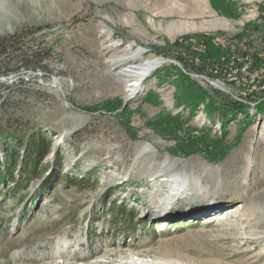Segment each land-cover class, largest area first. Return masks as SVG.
Segmentation results:
<instances>
[{
  "label": "rangeland",
  "instance_id": "obj_1",
  "mask_svg": "<svg viewBox=\"0 0 264 264\" xmlns=\"http://www.w3.org/2000/svg\"><path fill=\"white\" fill-rule=\"evenodd\" d=\"M0 264H264V0H0Z\"/></svg>",
  "mask_w": 264,
  "mask_h": 264
},
{
  "label": "bare ground",
  "instance_id": "obj_2",
  "mask_svg": "<svg viewBox=\"0 0 264 264\" xmlns=\"http://www.w3.org/2000/svg\"><path fill=\"white\" fill-rule=\"evenodd\" d=\"M119 46H120V44H118V43H112L111 44V48L112 49H116ZM125 51L128 52V48H126ZM142 53L143 52L140 49L137 48L136 50H134L132 52H128V53H125V54L121 55V57H119L117 61H114L113 58L109 61L110 67L114 71L117 79H119V80L122 79V78L129 79L130 83H128V85L126 86L127 88L125 90L127 92V97H130L136 91L141 89L142 86H143V82L147 79V77L156 68L160 67L163 63L168 62L167 60L161 59V58H151V59H147L146 61H143L142 63L138 62L136 64H129L128 65L129 62L140 61ZM215 86L218 87L217 84ZM143 151H144V153L145 152H151L149 147L148 148L147 147L144 148ZM188 179H190V178H188ZM173 183L174 184L171 185L172 186L171 188H173V187L174 188L171 189L169 193H172L173 191L177 190L178 189L177 186H179V185L180 186H184V188H182V190H184V192L187 190V187H189V185L186 184L185 179L183 180V177H182L180 183L177 182V181H175ZM178 192H181V191L178 189ZM168 204H170V203H168ZM167 208L168 207L165 206L162 209V214H164L166 212V211H163V210H166ZM231 208H234V206L231 207ZM232 210L233 209H230L229 211H232ZM237 214L239 216V213H237ZM259 240L261 242L262 238L259 237ZM102 263H104V262H102Z\"/></svg>",
  "mask_w": 264,
  "mask_h": 264
},
{
  "label": "trees",
  "instance_id": "obj_3",
  "mask_svg": "<svg viewBox=\"0 0 264 264\" xmlns=\"http://www.w3.org/2000/svg\"><path fill=\"white\" fill-rule=\"evenodd\" d=\"M41 143L43 144L44 141L40 140V141H37V142H32L29 146L32 148V150H36V149L39 150L40 149L39 147L41 146Z\"/></svg>",
  "mask_w": 264,
  "mask_h": 264
},
{
  "label": "built area",
  "instance_id": "obj_4",
  "mask_svg": "<svg viewBox=\"0 0 264 264\" xmlns=\"http://www.w3.org/2000/svg\"><path fill=\"white\" fill-rule=\"evenodd\" d=\"M193 77H195V78H199L200 76H193ZM216 85V84H215Z\"/></svg>",
  "mask_w": 264,
  "mask_h": 264
}]
</instances>
